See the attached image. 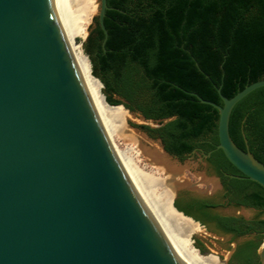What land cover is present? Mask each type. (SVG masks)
Returning a JSON list of instances; mask_svg holds the SVG:
<instances>
[{
	"label": "water",
	"instance_id": "1",
	"mask_svg": "<svg viewBox=\"0 0 264 264\" xmlns=\"http://www.w3.org/2000/svg\"><path fill=\"white\" fill-rule=\"evenodd\" d=\"M98 2L103 46L107 6ZM62 9L63 0H0V264H182L117 163L67 44ZM263 86L258 80L231 98L218 88L222 105L193 95L218 111L216 149L264 189V165L228 133L233 106ZM135 131L160 146L176 167L173 176L186 167L195 173L193 156L210 155L193 150L183 162L160 139ZM174 184V199L183 192L204 195L187 180Z\"/></svg>",
	"mask_w": 264,
	"mask_h": 264
},
{
	"label": "trees",
	"instance_id": "2",
	"mask_svg": "<svg viewBox=\"0 0 264 264\" xmlns=\"http://www.w3.org/2000/svg\"><path fill=\"white\" fill-rule=\"evenodd\" d=\"M106 6L104 45L97 17L82 44L106 103L158 122L138 128L180 160L193 150L210 152L206 161L220 177L223 195L184 202L186 193H180L172 207L208 232L231 236L235 247L226 264H261L264 189L216 149L218 111L193 94L222 105L218 88L231 98L264 79V0H106ZM164 119L171 120L160 125ZM228 133L264 165V86L233 106ZM221 206L258 214L249 220L221 215L215 211Z\"/></svg>",
	"mask_w": 264,
	"mask_h": 264
},
{
	"label": "bare ground",
	"instance_id": "3",
	"mask_svg": "<svg viewBox=\"0 0 264 264\" xmlns=\"http://www.w3.org/2000/svg\"><path fill=\"white\" fill-rule=\"evenodd\" d=\"M97 12V0H63L62 27L84 89L117 163L146 215L182 264H223L214 253L201 255L194 248L192 238L202 232L200 225L172 207L174 183H185V175L173 176L176 167L163 155L160 146L145 140L127 124L128 120H139L122 106L105 101L103 86L92 75L81 44ZM146 150L149 157L144 154ZM200 181L208 180L202 177Z\"/></svg>",
	"mask_w": 264,
	"mask_h": 264
},
{
	"label": "rangeland",
	"instance_id": "4",
	"mask_svg": "<svg viewBox=\"0 0 264 264\" xmlns=\"http://www.w3.org/2000/svg\"><path fill=\"white\" fill-rule=\"evenodd\" d=\"M97 3L99 4L98 0H97ZM94 17H97V13L92 17L87 36L83 40H81V44H83L86 41L88 35L94 28V20H93ZM129 114L133 115L132 113H129ZM133 116L139 121L136 122V121L128 120L127 124L134 131H135V128H138V126H141V125H148L150 127L158 126L157 123H154L152 121H143L138 115L134 114ZM187 159H188V156H185V158L182 161L186 162ZM191 164L194 167L195 173L190 172L188 170V167H186L184 171V175L188 182L195 184L196 189L204 193L202 197L208 198L213 195L221 194V189L218 183L216 182L215 175L210 169L207 168V166L204 164L203 161H198L197 155L193 156V158L191 159ZM202 177H204L208 181L206 183H202L200 181V178ZM215 211L221 215H235V216H241L244 218H250L256 214V211L252 209L234 208L232 206H221V207H218ZM200 227L202 229V232H199L193 236L192 238L193 244L195 243L201 246L202 249L207 252V254L214 253V255L218 256L221 260L227 261L231 253L229 251V248H231V246L233 245V244L232 245L229 244L230 237L224 236V235H213L209 233L205 227L201 225ZM259 251L260 250H258V252Z\"/></svg>",
	"mask_w": 264,
	"mask_h": 264
},
{
	"label": "flooded vegetation",
	"instance_id": "5",
	"mask_svg": "<svg viewBox=\"0 0 264 264\" xmlns=\"http://www.w3.org/2000/svg\"><path fill=\"white\" fill-rule=\"evenodd\" d=\"M203 162H204V164L207 166V168L208 169H210L212 172H213V174L215 175V177L216 178H219V183H220V189H221V194H219V195H213V196H211V197H208V198H205V197H199V196H196V195H194V194H192V193H190V192H183V193H186V196L185 195H183V201L184 202H186L187 201V199L188 198H196V199H212V198H215L216 196H222L223 195V188H222V184H221V180H220V177L219 176H217L216 174H215V172H214V170L212 169V167L210 166V164L206 161V159H204L203 160ZM221 202H223V200H221ZM241 208H243V207H241ZM248 209H252V208H248ZM216 210V209H215ZM252 210H254V211H256V214L253 216V217H255L257 214H258V212H257V210H255V209H252ZM231 216H235V215H231ZM253 217H250V218H244V219H246V220H249V219H251V218H253ZM261 218L262 219H264V213L261 215ZM209 233H211V234H213V235H220V234H217V232H209ZM227 236H229L230 238H231V236L230 235H227ZM254 236V234H251L249 237H247L246 239H249V238H252ZM242 239H238V242H240ZM230 245H232L231 246V248H229V251L232 253V251H233V248L235 247V242H230L229 243ZM231 253H230V255H231ZM230 257V256H229ZM229 259V258H228Z\"/></svg>",
	"mask_w": 264,
	"mask_h": 264
}]
</instances>
